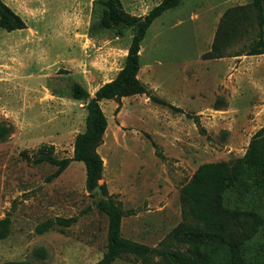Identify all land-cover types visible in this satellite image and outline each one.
Segmentation results:
<instances>
[{
    "label": "rangeland",
    "instance_id": "374dc122",
    "mask_svg": "<svg viewBox=\"0 0 264 264\" xmlns=\"http://www.w3.org/2000/svg\"><path fill=\"white\" fill-rule=\"evenodd\" d=\"M3 1L25 27H0V264H93L106 250L109 220L87 188L85 165L71 161L58 171L33 157L49 144L59 159L74 155L88 102L74 97L73 85L92 97L114 78L134 30L105 27L101 0ZM160 1L121 0L137 16ZM250 4L182 0L165 11L141 42L138 76L167 104L146 94L101 101L108 125L97 149L99 183L124 212L123 237L186 249L171 236L183 221V186L203 163L242 157L264 126V54H245L256 28L237 32V17L227 14L246 6L253 17ZM219 27L225 54L206 58ZM112 264L170 263L151 254Z\"/></svg>",
    "mask_w": 264,
    "mask_h": 264
},
{
    "label": "trees",
    "instance_id": "16d2710c",
    "mask_svg": "<svg viewBox=\"0 0 264 264\" xmlns=\"http://www.w3.org/2000/svg\"><path fill=\"white\" fill-rule=\"evenodd\" d=\"M181 1L161 0L148 14L137 16L125 11L121 0H101V23L105 27L117 28L118 34H123L127 26L134 30L125 62L116 76L103 83L92 97L80 84L73 85L74 97L88 102L85 129L76 135L74 155L59 159L55 156L53 144L42 145L33 157L34 162L47 161L61 171L71 161H80L85 165L87 188L92 191L99 184L103 159L97 149L108 125L101 101L146 94L154 101L167 104L164 99L153 95L138 76L140 48L152 22ZM250 6L253 17L245 11L246 6L231 8L227 14L230 19L237 17L233 26L237 32L249 24L256 28L245 54H264V0H251ZM0 27L8 31L25 27L23 18L3 0H0ZM220 34L221 27L204 57L224 56L225 46L221 44ZM101 188L104 196L96 198L95 204L109 220L107 246L102 258L93 264H112L124 255L151 254L161 256L170 264H264V126L253 136L242 157L231 162L203 163L183 186V221L172 230L171 236L177 243L186 245V249L170 248L165 243L160 248L150 247L123 237L124 212L103 185ZM250 220H256L255 225H249ZM72 222L71 218L58 219L63 226ZM43 229L44 224L37 228L38 232Z\"/></svg>",
    "mask_w": 264,
    "mask_h": 264
},
{
    "label": "water",
    "instance_id": "95a60500",
    "mask_svg": "<svg viewBox=\"0 0 264 264\" xmlns=\"http://www.w3.org/2000/svg\"><path fill=\"white\" fill-rule=\"evenodd\" d=\"M92 192L96 194L97 200L104 196L102 193V188L100 183L96 185V187L92 190Z\"/></svg>",
    "mask_w": 264,
    "mask_h": 264
},
{
    "label": "crops",
    "instance_id": "0c3cea01",
    "mask_svg": "<svg viewBox=\"0 0 264 264\" xmlns=\"http://www.w3.org/2000/svg\"><path fill=\"white\" fill-rule=\"evenodd\" d=\"M5 2V1H4Z\"/></svg>",
    "mask_w": 264,
    "mask_h": 264
}]
</instances>
